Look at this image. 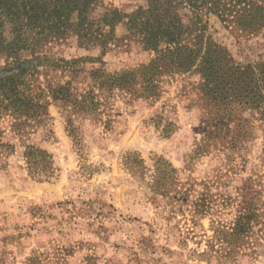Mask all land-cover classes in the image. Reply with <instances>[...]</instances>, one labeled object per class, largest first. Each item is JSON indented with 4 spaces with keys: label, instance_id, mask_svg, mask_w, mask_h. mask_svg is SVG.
Instances as JSON below:
<instances>
[{
    "label": "rangeland",
    "instance_id": "obj_1",
    "mask_svg": "<svg viewBox=\"0 0 264 264\" xmlns=\"http://www.w3.org/2000/svg\"><path fill=\"white\" fill-rule=\"evenodd\" d=\"M138 4L142 0H103L94 15ZM208 21L209 34L237 61L264 60V33L237 40L215 16ZM117 32L124 34V26ZM48 54L101 58L99 49L82 50L72 39ZM151 57L132 43L113 48L102 63L83 65L121 72ZM44 63L29 58L26 66ZM15 67L0 56V78ZM198 80L167 78L156 102L116 92L96 117L75 119L80 145L56 104L48 127L28 134L17 133L14 119L0 113L2 142L13 146L0 157V264H264V230L244 237L238 255L216 238L217 228L235 225L245 180L264 173V122L242 155L210 145ZM88 84L75 83L84 90ZM28 146L52 155L54 178L41 182L30 175Z\"/></svg>",
    "mask_w": 264,
    "mask_h": 264
},
{
    "label": "trees",
    "instance_id": "obj_2",
    "mask_svg": "<svg viewBox=\"0 0 264 264\" xmlns=\"http://www.w3.org/2000/svg\"><path fill=\"white\" fill-rule=\"evenodd\" d=\"M142 2L129 9L105 7L96 17L103 0H0V56L16 66L0 78V113L14 119L17 133L28 134L29 129L48 127L50 106L56 104L67 118L69 135L80 145L75 119L96 117L116 92L156 102L167 78L198 76L195 88L208 123L204 140L242 155L244 145L257 138V123L264 122V60L237 61L209 34L208 18L215 16L237 40L257 37L264 33V0ZM71 39L82 50L99 49L101 58L50 57L53 47ZM132 43L152 54L148 63L121 72L83 65L102 63L110 50ZM41 57L47 63L26 66L29 58ZM82 79L89 80L86 90L75 85ZM3 135L0 131V157L13 152V146L2 142ZM25 158L33 178L42 182L55 177L49 152L28 146ZM261 163L264 167V150ZM240 197L235 225L216 229L222 249L235 255L244 237L264 230V173L246 179Z\"/></svg>",
    "mask_w": 264,
    "mask_h": 264
}]
</instances>
